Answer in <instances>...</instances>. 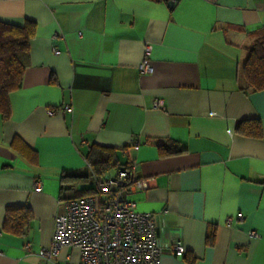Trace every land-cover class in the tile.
Wrapping results in <instances>:
<instances>
[{"label": "crops", "instance_id": "0c3cea01", "mask_svg": "<svg viewBox=\"0 0 264 264\" xmlns=\"http://www.w3.org/2000/svg\"><path fill=\"white\" fill-rule=\"evenodd\" d=\"M27 19L29 65L10 117L0 114V264L82 263L76 247L48 261L39 252L63 211L61 177L90 172L93 144L117 149L144 181L130 199L156 218L160 264H264V90L240 89L264 0H0V20ZM146 44L153 73L138 69ZM64 105L72 111L48 115ZM251 119L258 138L236 132ZM15 136L35 162L11 146ZM170 141L182 151L162 155ZM25 205V232L4 231L6 208Z\"/></svg>", "mask_w": 264, "mask_h": 264}, {"label": "built area", "instance_id": "2783aa9c", "mask_svg": "<svg viewBox=\"0 0 264 264\" xmlns=\"http://www.w3.org/2000/svg\"><path fill=\"white\" fill-rule=\"evenodd\" d=\"M152 46L145 45L143 60L138 65L141 73H153L149 61ZM156 99L154 108H163ZM72 111L70 105L50 107L48 115L60 111ZM90 173L94 194L62 199L63 211L55 216L52 241L39 254L43 260L53 259L64 247H76L81 252V264H160L162 248L157 238V222L151 212H140L130 195L144 187V181L135 176V166L130 165L114 176ZM42 182L36 181L34 190H42ZM242 221L243 216L238 215ZM228 223L232 218L227 219ZM251 238H258L255 230ZM28 247V245H27ZM178 257L185 254L180 243L172 246Z\"/></svg>", "mask_w": 264, "mask_h": 264}, {"label": "trees", "instance_id": "16d2710c", "mask_svg": "<svg viewBox=\"0 0 264 264\" xmlns=\"http://www.w3.org/2000/svg\"><path fill=\"white\" fill-rule=\"evenodd\" d=\"M36 24L27 19L23 25L11 24L0 20V114L7 120L11 114L10 95L19 89L26 68L29 65L30 40L35 36ZM253 43L248 48L246 59L241 67L240 89L248 91L264 90V27L252 34ZM236 132L258 138L262 135L260 120H243ZM20 154L35 162L36 152L19 136L11 144ZM162 155L179 153L182 150L175 141L158 144ZM89 167L97 174L116 167L127 169V163H121L118 150L111 147L93 144L85 154ZM61 199L94 194L96 189L91 173L86 175L64 173ZM93 182V181H92ZM32 217L29 206H8L6 208L3 230L13 234H23ZM214 229L208 233V241L214 237Z\"/></svg>", "mask_w": 264, "mask_h": 264}, {"label": "rangeland", "instance_id": "374dc122", "mask_svg": "<svg viewBox=\"0 0 264 264\" xmlns=\"http://www.w3.org/2000/svg\"><path fill=\"white\" fill-rule=\"evenodd\" d=\"M118 172L117 168L116 167H112L110 169H108L105 173H104V176L106 177H111V176H114L116 175ZM88 174H90V172H88ZM92 180V179H91ZM90 183H93L92 181Z\"/></svg>", "mask_w": 264, "mask_h": 264}, {"label": "water", "instance_id": "95a60500", "mask_svg": "<svg viewBox=\"0 0 264 264\" xmlns=\"http://www.w3.org/2000/svg\"><path fill=\"white\" fill-rule=\"evenodd\" d=\"M176 1H177V0H167V2H168V6H169L170 8L173 7Z\"/></svg>", "mask_w": 264, "mask_h": 264}]
</instances>
